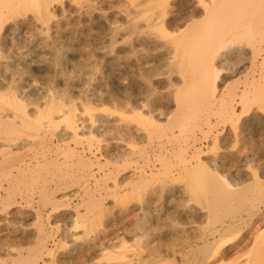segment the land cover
<instances>
[{
    "label": "bare ground",
    "instance_id": "bare-ground-1",
    "mask_svg": "<svg viewBox=\"0 0 264 264\" xmlns=\"http://www.w3.org/2000/svg\"><path fill=\"white\" fill-rule=\"evenodd\" d=\"M185 2L0 0V204L6 211L4 196L49 174L41 181L52 184V195L41 202L63 242L52 256L38 226L28 257L22 249L14 255L15 245L5 249L12 264H39L45 255L50 264H176L191 255V264L209 263L207 252L237 230V253L250 247L247 239L264 251V143L257 140L264 129V8L260 0H197L203 15L185 32ZM160 23L173 33L163 48L156 46ZM211 40L239 46L236 60L214 68V76L200 57L201 43ZM230 131L247 153L232 166L222 155ZM165 196L176 210L164 215L168 222L157 209L152 223L151 206ZM138 207L139 252L117 228ZM255 256L238 264H259Z\"/></svg>",
    "mask_w": 264,
    "mask_h": 264
},
{
    "label": "rangeland",
    "instance_id": "rangeland-1",
    "mask_svg": "<svg viewBox=\"0 0 264 264\" xmlns=\"http://www.w3.org/2000/svg\"><path fill=\"white\" fill-rule=\"evenodd\" d=\"M84 75V74H83ZM83 75H81L80 77H73V81H75L76 79L78 80V78H83ZM59 76V77H58ZM54 75L53 78V83L54 85H56V89L58 90H66V88H64V80L61 77V75ZM85 76V75H84ZM58 77V78H57ZM56 78V80H55ZM60 78V79H59ZM59 80V81H58ZM77 80L75 82H77ZM55 81V82H54ZM62 81V82H61ZM62 84H61V83ZM83 82V83H82ZM62 85V88L60 87ZM80 85L83 86L84 81L83 79L81 80V82H79ZM38 86V85H37ZM39 87V86H38ZM79 87V86H76ZM75 91L79 90V88H74ZM41 94H44V91L40 92ZM260 136L257 138V140L261 143H264V129L261 131V133L259 134ZM262 155H264V152L262 153ZM245 170H247L249 173L250 171L248 170V167L244 168ZM41 175V176H37L34 177L33 180H36V182H38V180L40 182H38L37 184L34 185V182L32 185V187H30L28 190L25 188H22V186H20V190H13V192L11 193V195H6L5 197V202L8 203L9 208L5 210H3V206L0 204V214L3 215V219H0V264H9V261L12 262V258L15 259L13 256L8 255V253L5 251V249L8 247V245H15V248H11L10 250L13 251V254L16 255V250L14 249H22L23 251V257L25 258L26 256L28 257V255L31 254V250L34 249L37 246V238L36 235L38 233V228L43 225L45 232H46V239H45V243H46V247H47V252H51L52 256L53 254H56L61 250V247L63 246V242L61 239V231H57L55 230V227L53 226V222H51L52 220V214L50 206L47 207H43L42 206V202L41 201H45L48 198L51 197L52 195V184H49V182L47 181L45 183V178H47V180L51 179L49 176V174L46 176ZM42 177V178H40ZM41 179L45 180V181H41ZM30 180L32 181V178H30ZM30 181V182H31ZM29 183V182H28ZM27 184V183H26ZM24 184V185H26ZM46 184V185H45ZM45 187H44V186ZM48 185V186H47ZM51 185V186H50ZM37 186V187H36ZM49 187V188H48ZM36 188V190H35ZM40 188V190H39ZM51 188V189H50ZM23 189V190H22ZM34 189V190H33ZM42 189V190H41ZM47 189V191L45 190ZM50 189V190H49ZM27 190V191H26ZM38 190V191H37ZM22 191H26V193H22ZM43 191V192H42ZM19 194H18V193ZM31 192H35L34 194L31 195ZM49 192V193H48ZM51 192V193H50ZM30 195H28V194ZM37 193H39L37 195ZM48 193V194H47ZM16 196H15V195ZM18 194V195H17ZM48 196H46V195ZM51 194V195H50ZM30 196L32 199H34L33 201H31V204L29 205L26 204V202H22L20 198V196ZM34 195V196H33ZM41 195V196H40ZM63 193L60 194V196H62ZM12 196V197H11ZM15 196V197H14ZM38 196V199H37ZM40 196V197H39ZM43 196V198H41ZM45 196V197H44ZM168 197H170V195H168ZM167 196H165L164 200H158L156 201L151 208L153 210H155L154 213L151 214V219H152V223L155 220V215L158 214V211L162 213L161 216H163L165 218V214L167 213V211L169 213H171V211L173 212L174 210H176V203L171 201V198L168 199ZM11 198V199H9ZM46 198V199H45ZM16 199V200H14ZM40 199V200H39ZM42 199V200H41ZM44 199V200H43ZM36 200V201H35ZM39 200V202H38ZM15 201V202H13ZM18 202V203H17ZM21 202V203H19ZM33 202V203H32ZM36 202V203H35ZM15 205H14V204ZM24 203V204H22ZM37 203H41V204H37ZM26 204V205H25ZM34 204V205H33ZM118 206H121L122 203L119 201ZM40 205V206H39ZM166 205V206H165ZM110 206H107V208ZM156 206V207H155ZM42 207V208H41ZM140 207V206H139ZM137 209L136 213L133 214V216L129 219V221H127L128 219H124L121 222V224L118 222L117 224V228H118V233L120 231V236L124 238L125 242L127 243L128 246H132L134 248L135 251L139 252V246H138V242L141 241L142 242V231L138 230V226H137V222L138 220L143 216V212H142V208L141 209ZM38 208V209H36ZM44 208V209H43ZM121 208V207H120ZM119 207L116 208V211H120ZM168 208V209H167ZM158 209V211H156ZM40 210V212H39ZM140 211V212H139ZM38 212V213H37ZM41 212L43 213V216H41ZM46 212V213H45ZM41 218H40V216ZM49 214V215H48ZM160 214V213H159ZM51 215V216H50ZM39 217V218H37ZM49 217V218H48ZM134 217V218H133ZM39 219V220H38ZM41 219H42V223H41ZM168 222H170V220H168L167 218H165ZM40 222V223H39ZM108 220H105V224H107ZM126 222V223H125ZM110 223V222H109ZM20 224V225H19ZM39 226V227H38ZM120 226V227H119ZM23 227V228H22ZM120 228V229H119ZM53 229V230H52ZM264 229V228H262ZM53 231V232H52ZM57 231V232H56ZM262 231V230H261ZM56 233V234H55ZM60 233V234H59ZM32 234V235H31ZM51 234V238L49 239V236ZM56 237H55V236ZM164 237L163 242L165 241V237L167 239L166 235H163ZM12 238V239H11ZM57 238V239H56ZM60 239V240H59ZM240 239V236L238 237V240ZM13 240V241H12ZM48 240V242H46ZM58 240V241H57ZM151 240H154V238ZM236 240V241H238ZM9 241V243L7 244V242ZM235 241V242H236ZM157 243L159 242L156 241ZM247 242L250 244V247L248 249L251 250V254L249 255L248 251H242L237 253V251L235 252V256L237 259H239V257L244 256V260H246L249 256L251 257V255L256 254L255 258L256 260L259 262V264L261 263V261L264 259V251L262 252V250H260L259 248H255L254 249V244L253 242H251V240L247 239ZM36 243V245H35ZM57 243V245H56ZM157 243H153V246H156ZM161 242H159L158 244H160ZM135 244V245H134ZM155 244V245H154ZM3 245V246H2ZM57 246V247H56ZM135 246V247H134ZM138 246V248H137ZM4 247V248H3ZM136 248V249H135ZM216 247H213L212 250H214ZM254 249V250H253ZM25 250V251H24ZM5 251V252H4ZM54 251V252H53ZM253 251V252H252ZM255 251V252H254ZM25 252V253H24ZM263 253V254H261ZM47 254V253H46ZM261 254V255H260ZM7 255V256H6ZM8 257V258H7ZM11 257V258H10ZM259 257V258H258ZM51 256L45 255L43 257V259H41L39 261V264H50L49 260L51 259ZM252 258V257H251ZM241 259V260H243ZM43 260V261H42ZM185 260V261H184ZM212 260V259H211ZM183 261V262H182ZM189 261H193V255H191L190 257H188L187 259L184 258L183 260H179L178 263L176 264H191V262ZM44 262V263H42ZM173 264L172 262H167L166 264ZM165 264V263H164ZM175 264V263H174ZM208 264H213V261H209Z\"/></svg>",
    "mask_w": 264,
    "mask_h": 264
},
{
    "label": "snow or ice",
    "instance_id": "snow-or-ice-1",
    "mask_svg": "<svg viewBox=\"0 0 264 264\" xmlns=\"http://www.w3.org/2000/svg\"><path fill=\"white\" fill-rule=\"evenodd\" d=\"M260 5L264 8V0H260ZM160 8L166 7V0H160ZM203 8L204 5L202 3H198L197 0H186L185 2V11L184 16L185 20L184 23L181 25V29L185 32L190 31L195 25L199 23V19L203 15ZM162 15V14H161ZM171 25H169V28ZM175 36L181 35L180 32H175ZM156 36L160 40V43L156 46L159 48L164 47V42L173 39V33L169 32L165 29L162 23L156 29ZM200 57L201 61L207 70L209 75H216L214 72V68H218L223 64H227L230 62H234L239 52V46L232 43V42H225V41H205L200 45ZM79 71V69H77ZM88 71V69H85ZM236 75H239L237 73ZM226 80L232 79V77H225ZM155 94V93H152ZM264 111V108H262ZM122 134L124 139L121 140V143H125V152L130 153L133 150V143L129 139L126 129L121 128L119 130ZM243 133V127L239 130ZM237 140H241V137L238 136L235 132L229 133L228 137L225 138L224 147L222 151V155L224 156L225 160L227 161L228 166H232L234 163L240 161L241 157L247 156L244 150V144L242 143L240 146L236 145ZM259 163V173L262 178H264V155H262L258 161ZM253 165L251 163L248 164V170L251 171ZM221 172L226 173L227 167L220 170ZM222 179V178H221ZM126 205H121L124 207ZM261 219H264V205L261 206ZM0 219H3V215L0 214ZM264 236V233L261 234ZM239 237V231L229 234L224 240H222L218 246L214 250H209L207 252V257L211 258L213 264H238V259L235 256L237 245L235 241ZM81 239H87V235L82 234ZM251 254L250 249H246ZM9 264H12L9 261ZM53 264H68L67 260L63 258L59 261H54ZM201 264H208V259H204L201 261ZM261 264H264V260L261 261Z\"/></svg>",
    "mask_w": 264,
    "mask_h": 264
}]
</instances>
